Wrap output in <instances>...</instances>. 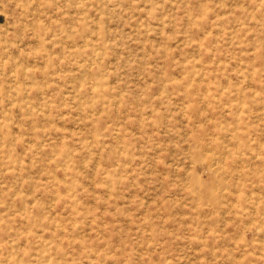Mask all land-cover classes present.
I'll return each instance as SVG.
<instances>
[{
	"label": "rangeland",
	"instance_id": "obj_1",
	"mask_svg": "<svg viewBox=\"0 0 264 264\" xmlns=\"http://www.w3.org/2000/svg\"><path fill=\"white\" fill-rule=\"evenodd\" d=\"M0 264H264V0H0Z\"/></svg>",
	"mask_w": 264,
	"mask_h": 264
}]
</instances>
